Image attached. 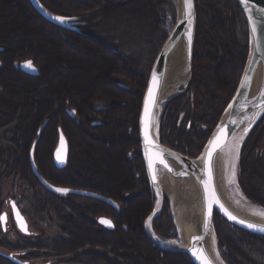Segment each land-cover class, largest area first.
Masks as SVG:
<instances>
[{"label": "trees", "instance_id": "1", "mask_svg": "<svg viewBox=\"0 0 264 264\" xmlns=\"http://www.w3.org/2000/svg\"><path fill=\"white\" fill-rule=\"evenodd\" d=\"M4 1L11 14L10 22L2 24L0 10V132L8 128V137L4 136L8 144L0 146V165L4 168L0 184L8 174L17 175L32 190V217L44 221L43 214L47 213L53 221L55 213L58 222L53 224L62 234L28 247L42 250L44 258L61 260L82 244L88 245L89 264L97 263L100 256L91 251L94 247L104 248V264H192L183 253L155 246L143 229L156 198L139 147L138 117L152 62L168 36V26L175 23L173 2L39 0L50 12L74 16L84 23L89 37L72 34L69 39L39 16L28 0ZM195 9L191 79L182 92L162 104L158 129L163 145L189 157L202 150L236 90L248 56L247 25L235 0H195ZM41 37L48 39V46L37 43ZM58 44L63 48L56 47ZM109 46L125 51L116 53ZM126 48L136 54L126 55ZM49 52L57 55L53 67L49 66ZM87 54L89 63L81 59ZM25 60L37 67V76L12 65ZM66 70L76 74L75 80L67 82L62 75ZM100 96L111 104L94 109L92 101ZM45 119L48 122L33 154L38 171L56 186L107 196L118 204V211L93 198L52 194L38 184L29 168L28 150ZM59 130L68 143L67 163L62 169L53 163ZM248 141L237 163L238 185L248 200L264 210V162L251 159L253 147L247 150ZM103 158L106 172L101 167ZM141 204L146 206L143 211ZM102 216L113 222L114 229L97 223ZM152 229L161 239L177 236L166 200ZM214 229L225 264H264V237L243 232L217 214ZM20 242L0 241V248L17 253ZM75 257L81 263L86 259L83 255ZM0 264L13 263L0 256Z\"/></svg>", "mask_w": 264, "mask_h": 264}, {"label": "water", "instance_id": "2", "mask_svg": "<svg viewBox=\"0 0 264 264\" xmlns=\"http://www.w3.org/2000/svg\"><path fill=\"white\" fill-rule=\"evenodd\" d=\"M28 1L37 14L47 22L61 28L74 29V27L70 26V23L75 22L76 18H68L53 14L45 8L39 0ZM235 2L240 8L247 25L248 56L236 90L200 153L192 158L171 149L160 142L157 132L158 125L156 130H154V121H157V111H159L161 105L177 95L180 92V88L185 89L191 79L192 54L196 27L195 0H191L190 9L186 6L185 0H179V5L174 1L176 7L175 23L152 64L138 117L139 147L148 181L156 198L154 208L144 220V232L155 246L166 252L183 253L188 256L192 264H202L199 256L201 250H203V253L212 264H217L214 255L224 263L217 248L213 221L215 214L229 225L243 232L264 237V231L247 226L251 223L264 227V221L249 218L235 210L223 198L217 184L216 161L218 155L225 149L232 147L233 155L237 162L242 147L250 132L264 115V0H235ZM58 17L62 19H57ZM180 42L184 44L185 72L188 74V78L186 84L180 86L174 94L163 98L162 90L169 67V60ZM27 62L29 61L19 64L21 71L28 75H38L39 72L37 68L32 65V63L31 66H28ZM150 90L152 92L151 100H149ZM146 105L148 108L147 138L145 132ZM47 122L48 119H45L39 126L36 139L29 152L30 167L39 184L52 194L58 196L78 195L93 198L110 205L118 211L119 206L113 199L86 189L56 186L47 181L38 171L33 159V154L37 141ZM94 124L95 123H93V125ZM149 141L151 142L149 143ZM67 156L68 143L62 131L59 130L58 144L53 153V163L55 167L58 169L64 168L67 163ZM150 157L153 161L151 167L149 166ZM158 171L164 172L171 180L191 178L198 190L200 202L199 220L189 229L185 237V244L182 248L165 246L152 237L153 235L159 239L153 232L152 222L161 212L165 198L168 201L171 217L179 236L177 224L172 212L171 199L159 184ZM232 184L238 187L237 179L233 178ZM10 204L13 211V218L20 227L23 220L19 209L15 201L11 200ZM13 204H15V211L13 209ZM229 213L237 219H231ZM0 216L6 215L2 213ZM240 220H244L246 223H240ZM102 221H109L110 223H104ZM0 222L4 228L6 219L0 220ZM97 222L106 229H114L113 222L109 218L99 217ZM0 256L6 258L13 264H27L12 253L0 251Z\"/></svg>", "mask_w": 264, "mask_h": 264}, {"label": "bare ground", "instance_id": "3", "mask_svg": "<svg viewBox=\"0 0 264 264\" xmlns=\"http://www.w3.org/2000/svg\"><path fill=\"white\" fill-rule=\"evenodd\" d=\"M174 1L177 5H179V0ZM71 33L76 34L74 32ZM64 44L69 45L70 42L64 40ZM187 78L188 74L185 72V49L184 44L180 42L169 60V67L162 90L163 98L171 96L180 86L185 85ZM158 113L159 111H157V116ZM156 123L157 121L155 120L154 130L157 128ZM233 157L232 147L225 149L217 157V184L221 194L227 203L238 212L248 216L249 218L264 221V215L259 214L263 211L249 205L237 204L231 198L230 186L234 178ZM158 178L162 189L170 196L172 212L174 220L177 224L179 236L175 241L164 242L163 240L157 239L152 234L151 235L154 240L165 246L182 248L185 244L186 234H188L189 229L194 226L193 224L198 222L200 216V202L197 187L191 178L171 180L164 172L161 171H158ZM145 208L146 206L141 204L140 211H143ZM214 259L217 264H224L215 255Z\"/></svg>", "mask_w": 264, "mask_h": 264}, {"label": "rangeland", "instance_id": "4", "mask_svg": "<svg viewBox=\"0 0 264 264\" xmlns=\"http://www.w3.org/2000/svg\"><path fill=\"white\" fill-rule=\"evenodd\" d=\"M174 4V0H171ZM10 4V3H9ZM175 6V5H174ZM8 4L4 1V0H0V10H1V16H2V24H5L7 25L9 22H10V12L11 11H8ZM176 8V7H175ZM9 12V13H8ZM170 23V22H169ZM171 25L170 27L168 26L169 30L171 29ZM1 36V35H0ZM19 38V37H18ZM17 38V39H18ZM15 38V40H17ZM48 39H46V37H41V40L40 39H37V43L40 44V45H44V46H48L49 45V42L47 41ZM1 46V45H0ZM56 47L58 48H63L61 45H56ZM88 49H86V52H87ZM123 52L125 50H122ZM129 53L131 55V51L129 48H126V53ZM49 55H47L49 57V60L48 62L49 63V66L50 67H53L55 66V63H56V59H57V55H52L50 52L48 53ZM60 56L63 55L61 52L59 54ZM89 55L87 54V57L84 55L83 57H81L82 60H84L86 63H89ZM69 59V58H68ZM69 61V64L71 65H78L77 62H74V61H71V60H68ZM154 61V60H153ZM64 63H62L63 65ZM91 64V63H90ZM89 65V64H88ZM90 66V65H89ZM95 66V65H94ZM97 65H96V69H97ZM95 69L94 71L91 70V72L95 73ZM63 76H65L67 82H72L73 80H75V78L77 77L76 74L74 72H71L69 70H66V71H63L62 73ZM91 77V76H90ZM87 83V84H86ZM89 84H91L89 82ZM88 85V82H85V84L83 85V87L86 89ZM93 85V84H91ZM110 100L107 98V97H103V96H100V97H96L95 99H93L92 101V107L94 109H97V108H105V107H109L110 106ZM161 114V112H160ZM95 120H97L96 118L98 117H94ZM158 123H159V120H158ZM8 129V128H7ZM7 129H4L2 132H0V146H7L8 142L5 140V135L6 137L7 136ZM6 133V134H5ZM3 138V139H2ZM111 154L110 153H107V156L108 157H111L110 156ZM234 160H233V174H234V178L236 179V158L233 157ZM3 165V164H2ZM4 166V165H3ZM101 167L103 170H105L106 172V161L104 160L103 158V161L101 163ZM120 167H122L120 165ZM2 169H4L2 167ZM2 171V170H1ZM2 173V172H1ZM32 174V173H31ZM33 175V174H32ZM33 177H35L33 175ZM105 177V181L107 182L109 180V177L107 176V174L104 176ZM108 179V180H107ZM37 180V179H36ZM38 182V181H37ZM39 184V182H38ZM40 185V184H39ZM41 186V185H40ZM42 187V186H41ZM239 192V193H238ZM31 193H32V190L30 188H28V186H25V183L22 182L18 177L17 175L15 174H8L6 176V180H4L1 184H0V210H5V209H8V201L10 199H14L17 203H19L20 206L25 207V202H28V204L31 205V208H32V211H29L33 214V209H34V205H32L31 201H30V196H31ZM230 194H231V198L237 203V204H244V205H249V206H252V207H256L258 209H260L261 211H264L261 207H259L258 205L250 202L247 200V198H245V196L241 193L240 189H238V187L235 185V184H232L231 183V186H230ZM32 199V198H31ZM29 210V208H28ZM170 210V209H169ZM53 214V218H54V224H57L58 222V219H57V216L55 213H52ZM55 214V215H54ZM43 216L46 217V219L43 221H39V224H36V219L35 217H33L34 219V223H35V227H38V229L41 227L42 229H46L45 233L46 235L50 236V237H54L55 235H58L57 237H60L62 236V234L60 235V232L58 230L57 227H54V224H53V221L49 219L47 213H44ZM32 218V216H31ZM85 222L83 221L82 224H84ZM9 224V223H8ZM12 225V226H11ZM10 225V228L8 227L7 231L2 234L1 232V229H0V237H5V238H1L0 241H10V242H14V235L17 237L18 235V230L13 226V224L11 223ZM146 235V234H145ZM178 236V235H177ZM65 237V235H64ZM69 239L73 240V237H70V234H69ZM147 238V236H146ZM87 239V238H85ZM148 239V238H147ZM177 238H174V239H163L164 242H167V241H175ZM149 240V239H148ZM150 241V240H149ZM103 247H94V249H92L91 251H95L96 253H99V257H98V262L94 264H104V258H105V254L103 252ZM1 251L7 253L8 251L7 250H4V249H1ZM85 251H90L89 249V246L88 245H84L82 244L80 247H78L76 250L72 251L71 253L68 254L69 257H75V255H83L85 256V258L88 256V253L86 254H82V252H85ZM73 255V256H72ZM109 256H113V254L111 253H108ZM76 258V257H75ZM88 258V257H87ZM87 258L85 259V261L83 262L84 264H89V262L87 261ZM77 259V258H76ZM69 262H71L70 260L67 259V256L66 257H63V263L61 264H68ZM81 263V262H80ZM82 264V263H81Z\"/></svg>", "mask_w": 264, "mask_h": 264}, {"label": "flooded vegetation", "instance_id": "5", "mask_svg": "<svg viewBox=\"0 0 264 264\" xmlns=\"http://www.w3.org/2000/svg\"><path fill=\"white\" fill-rule=\"evenodd\" d=\"M57 15H59V14H57ZM60 16H62V15H60ZM63 17L76 18L75 22L70 23V26L74 27L73 30L61 28V27L57 26L60 29V32L64 38L71 39L72 34H73L71 32H74L79 36L89 37V33L87 31H85V29H84V23L82 21H79L77 19V17H74V16H63ZM108 48H109V50L116 52V53L118 52V50L120 52H123L122 51L123 49L121 47L109 46ZM2 51H3V47L0 46V53ZM132 53H131V55L136 54V53L135 54H132ZM125 54L127 55L128 52ZM25 61H30V60H25ZM25 61H14L12 63V65L14 68H17L21 71L19 64L22 62H25ZM30 62L32 63V61H30ZM152 64H153V62H152ZM1 65H2V61L0 60V67H1ZM32 65H34V64L32 63ZM31 76H33V75H31ZM109 102L111 103V101H109ZM105 108H107V107H105ZM97 109H101V108H97ZM181 115H183V114H181ZM181 117L182 116H180V119H181ZM249 137H250V139H247V141L249 140L248 145H247V150H249L250 147H253V153L251 154L253 156L251 159L255 162H257V161L264 162V115L259 120L257 125L253 128V130L249 134L248 138ZM55 149H56V147H55ZM55 149H54V151H55ZM29 151H30V149L28 150V160H29ZM54 151H53V153H54ZM178 152H180V151H178ZM247 152H249V151H247ZM180 153H182V152H180ZM182 154H184V153H182ZM29 168H30V171L32 173V170L30 167V162H29ZM1 170H2V167L0 165V174L2 172ZM25 186H27V185L25 184ZM11 200H14V199H10L8 201L9 202L8 203V209L1 210V212H0V215L2 213H4L6 215L5 227L3 228L1 223H0V229H1L2 234H4L7 231L8 227L10 228V225L12 223L13 226L18 230V237H16L14 235V239H16V240L20 239V241H21L20 242V250L17 253H14V255L17 256V258L20 259L21 261L26 262L27 264H61V263H63V259H61L62 260L61 261L60 259L55 258V257L44 258L42 256L43 255L42 250H39L38 248L28 247V245H30V244L38 243L39 241L46 240V239H52L54 237H57L58 235H55L54 237H50V236L46 235V233H45L46 229H42L41 227L38 229V227H35L36 226L35 223L39 224V222L36 221L34 223L33 217L31 218L32 213L29 212V211H32L31 205L28 204V202H25L26 208H24V207L20 206L19 203H17L14 200L16 205H17V208L19 209V212L21 214V218L23 220V223L19 227L13 218V211H12V207L10 204ZM28 208H29V210H28ZM1 238H5V237L1 236L0 240H1ZM16 240H14V241H16ZM86 253H88V251L82 252V254H86ZM67 259L71 261L68 264H81L75 257L67 256ZM82 264H84V263H82Z\"/></svg>", "mask_w": 264, "mask_h": 264}, {"label": "snow or ice", "instance_id": "6", "mask_svg": "<svg viewBox=\"0 0 264 264\" xmlns=\"http://www.w3.org/2000/svg\"><path fill=\"white\" fill-rule=\"evenodd\" d=\"M185 3H186V6L190 9L191 7V0H185ZM57 19H62V18H57ZM28 66H31V62H27ZM151 96H152V92L151 90L149 91V100H151ZM147 115H148V108H147V105H146V108H145V132H146V138H147ZM151 141H149L150 143ZM211 143V142H210ZM237 147H238V144H237ZM152 158L150 157L149 158V166L151 167V164H152ZM64 191H67V190H64ZM13 209L15 211V204H13ZM260 215H264V212H261L259 213ZM229 216L231 219H237L235 216H232L230 213H229ZM6 219V216H0V220H4ZM104 223H110L109 221H102ZM240 223H246L244 220H240L239 221ZM248 227L250 228H258V230L260 231H264V227L262 226H258V225H254V224H251L249 223L247 225ZM199 256H200V259L202 261V264H212V262L208 259V257L203 253V250L200 251L199 253Z\"/></svg>", "mask_w": 264, "mask_h": 264}]
</instances>
